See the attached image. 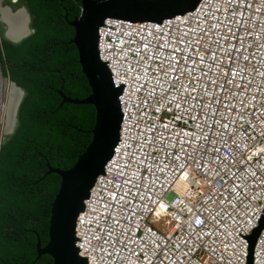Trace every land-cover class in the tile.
<instances>
[{
	"label": "built area",
	"instance_id": "1",
	"mask_svg": "<svg viewBox=\"0 0 264 264\" xmlns=\"http://www.w3.org/2000/svg\"><path fill=\"white\" fill-rule=\"evenodd\" d=\"M99 51L123 89V123L78 219L81 255L247 264L241 237L264 212V0H201L162 22L108 19ZM253 260L264 264V229Z\"/></svg>",
	"mask_w": 264,
	"mask_h": 264
},
{
	"label": "trees",
	"instance_id": "2",
	"mask_svg": "<svg viewBox=\"0 0 264 264\" xmlns=\"http://www.w3.org/2000/svg\"><path fill=\"white\" fill-rule=\"evenodd\" d=\"M26 7L32 35L20 43L0 22V63L5 80L25 91L13 135L0 146V264H55L40 257L50 243L53 206L63 179L94 142V105L65 103L62 93L85 100L92 94L74 43L71 22L81 18L82 0H7Z\"/></svg>",
	"mask_w": 264,
	"mask_h": 264
},
{
	"label": "water",
	"instance_id": "3",
	"mask_svg": "<svg viewBox=\"0 0 264 264\" xmlns=\"http://www.w3.org/2000/svg\"><path fill=\"white\" fill-rule=\"evenodd\" d=\"M200 2L201 0H82V16L71 22V25L76 29L74 43L79 49L83 72L89 80L92 94L85 100L73 99L64 93L62 95L65 103L94 105L98 111L97 124L94 142L75 168L67 172L51 169L50 174L62 177L63 185L53 206L50 243L46 248L42 247L41 242L38 245L40 257L51 256L55 264H89L88 259L81 255L77 247L78 219L84 212L85 203L90 198L98 179L105 174L106 167L114 157L115 149L121 140L123 123L120 101L123 89L116 87L108 64L101 59L99 51L101 27L108 19L162 22L195 10ZM27 11L29 12L28 9ZM30 21L32 22L31 14ZM1 22L7 28L6 37L15 43L22 42L33 33L31 29L29 35L15 40L9 35L8 24L2 19ZM0 76H3L1 63ZM12 83L22 91L17 127L25 91L17 83ZM14 132L15 130L8 137ZM263 229L264 212L259 227L246 238L240 236L249 245L247 264H254L255 246Z\"/></svg>",
	"mask_w": 264,
	"mask_h": 264
},
{
	"label": "bare ground",
	"instance_id": "4",
	"mask_svg": "<svg viewBox=\"0 0 264 264\" xmlns=\"http://www.w3.org/2000/svg\"><path fill=\"white\" fill-rule=\"evenodd\" d=\"M3 0H0V16L9 26V35L15 39H21L30 34L31 21L30 14L24 7L19 13H14L11 7H4ZM5 98V103H4ZM22 100V91L11 81L5 80L0 76V140L2 137L3 111L7 114V131L6 136L13 133L17 123L19 105ZM5 114V113H4Z\"/></svg>",
	"mask_w": 264,
	"mask_h": 264
},
{
	"label": "rangeland",
	"instance_id": "5",
	"mask_svg": "<svg viewBox=\"0 0 264 264\" xmlns=\"http://www.w3.org/2000/svg\"><path fill=\"white\" fill-rule=\"evenodd\" d=\"M7 1V0H6ZM6 3V2H5ZM5 8L6 7H11L13 8L14 10V13H19L21 10H23L24 8L21 7V8H14L12 5H3ZM21 9V10H20ZM0 22H1V16H0ZM10 81V80H9ZM4 103H5V98H4ZM5 113V114H4ZM3 121H2V128H1V131H2V137H1V140H0V146L5 142V140L8 138V136H6V131H7V123H8V119H7V114H6V111L4 112L3 111Z\"/></svg>",
	"mask_w": 264,
	"mask_h": 264
},
{
	"label": "flooded vegetation",
	"instance_id": "6",
	"mask_svg": "<svg viewBox=\"0 0 264 264\" xmlns=\"http://www.w3.org/2000/svg\"><path fill=\"white\" fill-rule=\"evenodd\" d=\"M6 5V4H5Z\"/></svg>",
	"mask_w": 264,
	"mask_h": 264
}]
</instances>
